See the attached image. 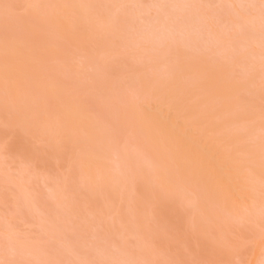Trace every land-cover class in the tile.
Segmentation results:
<instances>
[{
  "label": "rangeland",
  "instance_id": "rangeland-1",
  "mask_svg": "<svg viewBox=\"0 0 264 264\" xmlns=\"http://www.w3.org/2000/svg\"><path fill=\"white\" fill-rule=\"evenodd\" d=\"M53 1L0 0V21L5 20L12 32H22L21 21L24 19L38 23L35 16L28 14L29 11L35 10L40 16L38 11L40 6L49 5ZM81 1L95 15V22L101 25L102 17L108 14V10L94 6L163 2V0ZM169 2L258 5L260 0H169ZM5 4L16 7L6 10ZM239 11V9L205 10L202 13L205 35L209 30L213 33L218 30L214 17ZM121 15L125 13L122 12ZM126 27L130 28L133 25L129 24ZM254 30L256 42L254 41L253 48L249 46L245 36L237 37L236 41L243 64L260 73L258 9ZM41 33L50 35L46 31ZM109 34L111 35L107 39L106 50L84 56L70 44L65 45L71 56L60 61L54 60L51 66L61 73L64 81L73 85L83 95L91 110L101 118L100 121L107 128L108 139L104 146L110 151L112 165L118 176L120 201H113L104 194H93L87 182L69 160L59 158V152L54 149L47 151L42 149L40 159L33 160V167L29 170L23 161L30 156L32 147L22 133L14 134L11 137V151L7 163L5 154L0 151V262L45 264L47 261H71L73 264H83L89 260H117L132 264H163L164 261H183L184 264H233V262L264 264L262 202L252 203L253 207L248 206L249 203L247 205L241 203L240 208L239 205L238 209L236 208L238 211H228L218 203H211L208 205L211 214L205 216L200 210L202 203L200 195L198 193L197 196L192 195L185 186L178 205L171 203L167 208V214L161 218H157L148 206L137 205L136 200L140 192L137 171L146 170L151 174L153 162L146 151H143L139 137L121 125L117 113L126 99L138 95L141 73L144 71H149L150 74L162 73L166 68L172 67V59L165 64L154 57L145 56L142 52L125 49L124 27L111 30ZM249 47L254 52L251 58L248 57ZM180 49L195 55L206 53L216 58L221 56L219 50L198 49L194 40H190L173 44L169 53L170 58ZM67 65L71 68L66 67ZM237 71L242 76L245 68L243 65L238 66ZM254 84L256 86L252 88L251 97H247L255 101L258 99L260 102V79ZM130 87L136 90L135 96L126 95ZM254 92L258 94L254 95ZM10 120V116H4L0 110V135L3 134L4 124ZM257 129L260 130L259 127ZM260 135L261 133L256 131L255 136ZM69 173L73 182L79 180L78 185L74 183V192L63 191L62 181L58 179ZM68 203L75 208L76 214L61 227H56L52 223L51 214L54 210L63 211ZM130 209L135 211L130 213ZM198 216L208 220L205 237L198 231V223L195 220ZM136 217H140L143 223H136ZM142 229L146 232L144 230L142 232ZM115 240L119 241V245L114 243ZM222 241L223 247L221 245L219 248L216 244ZM258 249L260 251L256 256Z\"/></svg>",
  "mask_w": 264,
  "mask_h": 264
},
{
  "label": "bare ground",
  "instance_id": "bare-ground-1",
  "mask_svg": "<svg viewBox=\"0 0 264 264\" xmlns=\"http://www.w3.org/2000/svg\"><path fill=\"white\" fill-rule=\"evenodd\" d=\"M38 11L40 16L35 10L28 13L35 16L38 23L29 19L21 21L23 30L17 31L21 39L9 48V55L17 60L19 87L26 99L46 118L60 120L67 125L70 140L66 148L57 153L59 158L69 160L93 194H104L119 202L118 176L110 151L104 146L108 139L107 128L83 95L64 81L61 73L51 66L54 60L71 56L65 45L70 44L84 56L106 50L111 30H104L100 23L95 22V15L81 0H54L49 5L40 6ZM6 31L12 32L10 25L1 20L0 110L4 116H10L3 106ZM45 31L50 35L41 33ZM255 42L251 43L252 48ZM218 57L206 53L195 55L180 49L171 57V68H166L162 73H141L138 95L126 99L117 109L121 125L139 137L143 151L153 162L151 174L146 170L137 171L140 192L136 202L139 206H148L157 218L167 214L171 203H179L185 186L192 195H200V210L205 216L210 213L208 205L211 203H218L228 211L237 210L241 203H249L248 206L264 203V165L261 161L260 137L255 136L256 131L260 134V130H256L259 127L260 102L258 99L252 100L257 123L254 133L243 138L248 142V147L243 152H236L233 149L236 142L234 127L242 126L245 121L228 124L226 120L233 113L245 114V101L249 98L246 92H242L239 99H226L234 79L230 70L221 69L225 61L223 57ZM66 67L71 68L70 65ZM258 74L254 83L259 80ZM168 79L175 81L181 94L161 103L150 95V90L159 81ZM199 81L210 84L214 92L208 93L194 87ZM255 92L254 95H257ZM176 108L191 110V119L199 124L200 130L189 131L191 125L183 120L178 123ZM162 189L171 195L158 197L157 193ZM195 220L200 235L205 237L208 220L199 216ZM136 223H143V220L136 217ZM222 243L216 245L223 247ZM259 251H256V256Z\"/></svg>",
  "mask_w": 264,
  "mask_h": 264
},
{
  "label": "snow or ice",
  "instance_id": "snow-or-ice-1",
  "mask_svg": "<svg viewBox=\"0 0 264 264\" xmlns=\"http://www.w3.org/2000/svg\"><path fill=\"white\" fill-rule=\"evenodd\" d=\"M5 9L15 8L13 5H4ZM100 9L108 10V14L102 17V27L104 30H119L124 27L125 49L136 52H142L145 56L154 57L160 62L167 64L170 61V50L173 44L188 42L194 40L195 47L203 50L217 49L224 58L222 70H230L234 79L232 88L226 94V99H239L242 92H246L251 97V90L254 87L256 79L255 72L248 68L240 59V53L237 48L236 38L245 36L251 46L256 39L254 30L255 19L258 9L259 16V48H260V153L262 165H264V0L259 4H199V3H179L163 2L154 3H131V4H109L94 6ZM207 9L233 10L239 9V12L224 15L220 14L214 17L218 30L213 33L210 30L205 35V21L202 13ZM115 10V12H113ZM125 15H121V13ZM139 12V15L134 13ZM132 24L133 27H126ZM135 25H147V28H137ZM21 39L17 32H5L4 35V73H3V106L6 112L11 116V120L4 124L3 134L0 135V151L5 154L6 163L11 151V137L16 133H22L29 141L32 152L30 156L23 161L24 166L32 169V161L41 157V150L54 149L56 152L64 150L70 140L67 125L60 120H50L28 99L21 91L18 82V64L15 57L9 55V48L15 46ZM254 56L251 48L248 49V57ZM243 65L245 71L241 76L237 67ZM194 87H200L208 93H213L214 88L205 81H199ZM187 91V90H183ZM181 90L176 88L175 81L172 79L161 80L150 90V95L157 101L167 102L169 97L180 95ZM126 95H136L134 88H129ZM247 112L245 114L233 113L226 123L237 124L244 120L245 123L234 127V137L236 142L233 149L236 152H243L248 147V142L244 137H250L256 127L255 105L252 99H247ZM176 119L189 123V131L198 132L199 124L191 119L192 112L189 109L176 108ZM169 116H172L170 105ZM62 181L61 187L65 192H74L79 180L72 181L71 173L65 177L58 178ZM262 181H264V171H262ZM158 197L171 195L166 190L157 193ZM135 209H130V213ZM76 214L75 208L71 203L63 211L54 210L51 214L53 225L61 227L62 224ZM261 218L264 221V206L261 208ZM35 239V237L33 238ZM94 239V238H93ZM119 245V241L115 240ZM3 264V262H0ZM45 264H73L65 261H47ZM83 264H132L128 261H96L89 260ZM163 264H184L183 261H164ZM233 264H242V262H233Z\"/></svg>",
  "mask_w": 264,
  "mask_h": 264
}]
</instances>
